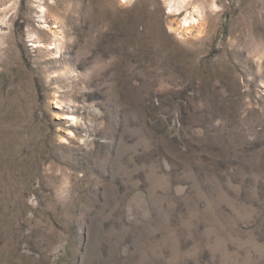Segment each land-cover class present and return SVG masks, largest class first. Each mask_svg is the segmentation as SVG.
<instances>
[{"label": "rangeland", "instance_id": "1", "mask_svg": "<svg viewBox=\"0 0 264 264\" xmlns=\"http://www.w3.org/2000/svg\"><path fill=\"white\" fill-rule=\"evenodd\" d=\"M0 264H264V0H0Z\"/></svg>", "mask_w": 264, "mask_h": 264}, {"label": "bare ground", "instance_id": "2", "mask_svg": "<svg viewBox=\"0 0 264 264\" xmlns=\"http://www.w3.org/2000/svg\"><path fill=\"white\" fill-rule=\"evenodd\" d=\"M185 0H179V3H182V2H184ZM126 3V2H125ZM169 11H171V10H169ZM186 23H188L187 24V26H191V25H198V19L197 18H195V17H190V18H186Z\"/></svg>", "mask_w": 264, "mask_h": 264}]
</instances>
